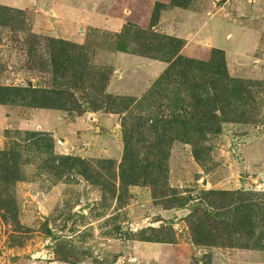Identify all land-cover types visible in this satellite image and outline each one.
<instances>
[{
	"label": "rangeland",
	"instance_id": "374dc122",
	"mask_svg": "<svg viewBox=\"0 0 264 264\" xmlns=\"http://www.w3.org/2000/svg\"><path fill=\"white\" fill-rule=\"evenodd\" d=\"M0 264H264V0H0Z\"/></svg>",
	"mask_w": 264,
	"mask_h": 264
},
{
	"label": "trees",
	"instance_id": "16d2710c",
	"mask_svg": "<svg viewBox=\"0 0 264 264\" xmlns=\"http://www.w3.org/2000/svg\"><path fill=\"white\" fill-rule=\"evenodd\" d=\"M40 105H42V106H48L45 102L44 103H42V104H40Z\"/></svg>",
	"mask_w": 264,
	"mask_h": 264
}]
</instances>
